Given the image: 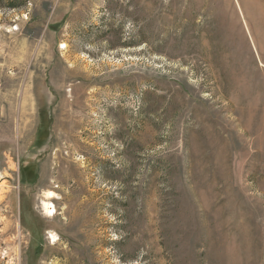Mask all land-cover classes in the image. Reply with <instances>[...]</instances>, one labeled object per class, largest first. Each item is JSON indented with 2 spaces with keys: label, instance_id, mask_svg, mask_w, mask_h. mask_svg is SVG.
I'll return each mask as SVG.
<instances>
[{
  "label": "rangeland",
  "instance_id": "374dc122",
  "mask_svg": "<svg viewBox=\"0 0 264 264\" xmlns=\"http://www.w3.org/2000/svg\"><path fill=\"white\" fill-rule=\"evenodd\" d=\"M0 264H264V0H0Z\"/></svg>",
  "mask_w": 264,
  "mask_h": 264
},
{
  "label": "bare ground",
  "instance_id": "6f19581e",
  "mask_svg": "<svg viewBox=\"0 0 264 264\" xmlns=\"http://www.w3.org/2000/svg\"><path fill=\"white\" fill-rule=\"evenodd\" d=\"M41 202V211L46 218H53L56 214L54 205L50 202L51 200L56 199V194L53 191H47L44 193ZM52 244L57 242V237L51 235Z\"/></svg>",
  "mask_w": 264,
  "mask_h": 264
}]
</instances>
